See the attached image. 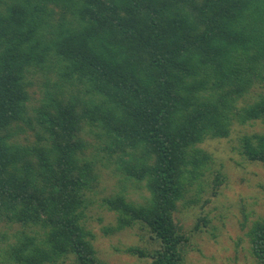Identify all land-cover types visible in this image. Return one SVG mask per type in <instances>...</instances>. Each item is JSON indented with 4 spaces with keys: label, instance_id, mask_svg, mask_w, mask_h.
Returning <instances> with one entry per match:
<instances>
[{
    "label": "trees",
    "instance_id": "obj_1",
    "mask_svg": "<svg viewBox=\"0 0 264 264\" xmlns=\"http://www.w3.org/2000/svg\"><path fill=\"white\" fill-rule=\"evenodd\" d=\"M36 71L44 83L32 98ZM257 87L264 0H0V264H105L82 227L99 180L82 132L149 194L142 205L102 200L115 230L138 226L157 243L126 252L182 264L189 238L174 212L208 160L193 147L228 138L234 121L264 126V92L241 105ZM235 150L264 164V132ZM247 237L264 264V220Z\"/></svg>",
    "mask_w": 264,
    "mask_h": 264
},
{
    "label": "rangeland",
    "instance_id": "obj_2",
    "mask_svg": "<svg viewBox=\"0 0 264 264\" xmlns=\"http://www.w3.org/2000/svg\"><path fill=\"white\" fill-rule=\"evenodd\" d=\"M30 78V95L35 91L41 93L42 72L31 73ZM260 92L264 91L252 88L241 105L253 102ZM39 96L41 94L36 97ZM37 105L35 102L31 107ZM263 132L264 126L260 122L239 125L234 121L228 138L208 137L193 147L198 154H191L192 157L200 159L204 155L208 160L203 175L193 182V187L177 203L174 212L176 223L189 238L182 264H257L250 253L247 232L253 222L264 220V164L244 160L235 148L242 136ZM81 136L88 143L85 157L98 160V184L87 194L89 201L82 222L97 259L105 264H149V259H140L127 253L126 249L136 247L151 251L157 246L156 241L138 226L115 230V214L102 206L104 198L118 193H123L133 204L142 205L148 192L142 183L125 180L124 174L116 169L115 160L107 159L108 154L99 148L102 141L94 133L82 132ZM218 173L224 180L217 187V195L212 197L211 186L216 184L214 178ZM196 224L200 227L198 231L194 229ZM17 228L15 226L13 230ZM2 229L5 227L0 223ZM62 264L76 263L69 256Z\"/></svg>",
    "mask_w": 264,
    "mask_h": 264
}]
</instances>
